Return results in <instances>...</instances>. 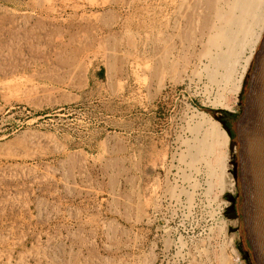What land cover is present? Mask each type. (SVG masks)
Listing matches in <instances>:
<instances>
[{
  "label": "rangeland",
  "instance_id": "obj_1",
  "mask_svg": "<svg viewBox=\"0 0 264 264\" xmlns=\"http://www.w3.org/2000/svg\"><path fill=\"white\" fill-rule=\"evenodd\" d=\"M231 3L0 0V264H249Z\"/></svg>",
  "mask_w": 264,
  "mask_h": 264
},
{
  "label": "water",
  "instance_id": "obj_2",
  "mask_svg": "<svg viewBox=\"0 0 264 264\" xmlns=\"http://www.w3.org/2000/svg\"><path fill=\"white\" fill-rule=\"evenodd\" d=\"M221 117L215 114L231 136V128ZM235 133L231 149L239 192L237 197L229 196L226 211L240 220L250 263L264 264V34L248 71Z\"/></svg>",
  "mask_w": 264,
  "mask_h": 264
},
{
  "label": "bare ground",
  "instance_id": "obj_3",
  "mask_svg": "<svg viewBox=\"0 0 264 264\" xmlns=\"http://www.w3.org/2000/svg\"><path fill=\"white\" fill-rule=\"evenodd\" d=\"M223 1V0H222ZM231 4H233V7H235L234 11H232V13H234L233 16H231L229 19H227V22L225 23V26L229 27V31L231 33V30H238V32H242L245 34L249 31H251L253 29V27H261V29H264V0H231ZM219 4V2H218ZM223 4V2H222ZM221 4V5H222ZM220 5V4H219ZM231 6V5H230ZM219 10V9H218ZM231 10V9H230ZM223 11V10H222ZM219 20V19H218ZM224 27V26H223ZM221 29V28H220ZM221 34V30L219 31ZM259 32V31H258ZM224 33V32H223ZM227 34V33H226ZM262 34V33H261ZM216 36V35H215ZM220 36V35H218ZM228 36V35H226ZM249 36V35H248ZM250 37V36H249ZM213 38V36H212ZM217 38V37H216ZM233 38V37H232ZM259 38V37H258ZM218 39V38H217ZM224 38H222L223 40ZM229 40V39H228ZM234 41V38H233ZM214 42V41H212ZM222 42V41H221ZM227 42V40H226ZM231 42V41H230ZM218 43V42H215ZM214 43V44H215ZM256 43V42H255ZM258 44V43H257ZM216 45V44H215ZM230 45V44H229ZM228 45V47H229ZM236 45V44H235ZM214 46V45H213ZM222 46V45H220ZM224 46V45H223ZM226 46V44H225ZM234 45H232L233 47ZM216 48V47H214ZM235 49V48H233ZM233 49L231 51H233ZM208 52V51H207ZM217 52V51H216ZM210 53H213L212 51H210ZM215 54V53H214ZM216 56V55H215ZM214 58V57H213ZM254 58V55L250 56L246 62L245 70L242 76V79L244 80L245 75L247 73V71H249L250 65L252 63V60ZM243 83V82H242ZM242 84L239 88V90L241 89ZM229 137H226V140ZM230 139V138H229ZM198 147H202L205 148L204 145H202L201 143L198 145ZM214 148V146L212 147ZM219 148V147H218ZM195 150V147H194ZM199 150V149H198ZM196 150V151H198ZM219 151L218 149H215V151ZM200 151V150H199ZM194 152V151H193ZM220 153V152H219ZM198 154V153H197ZM222 160V159H221ZM222 170V169H221ZM225 171V169H224ZM225 173V172H224ZM222 174H223V170H222ZM222 174H218L219 178L222 177ZM227 174V172H226ZM226 177V176H224ZM222 183V181H220ZM224 182V181H223ZM229 183V182H228ZM225 184V183H224ZM223 184V185H224ZM227 186V185H226ZM231 186V185H230Z\"/></svg>",
  "mask_w": 264,
  "mask_h": 264
},
{
  "label": "flooded vegetation",
  "instance_id": "obj_4",
  "mask_svg": "<svg viewBox=\"0 0 264 264\" xmlns=\"http://www.w3.org/2000/svg\"><path fill=\"white\" fill-rule=\"evenodd\" d=\"M228 116H230V115L225 113V114H223L222 117H221V120L225 121L227 125H229V122H230V117H228ZM231 132H232V131H231ZM236 197H237V196H236ZM230 204H231V202H230ZM236 207H238V198H237V204H236ZM227 213H228L229 215H230V214H231V215L234 214L232 211H228ZM244 255H245V258H246L247 262H248L249 264H251L249 258H247V251H246V250L244 251Z\"/></svg>",
  "mask_w": 264,
  "mask_h": 264
},
{
  "label": "built area",
  "instance_id": "obj_5",
  "mask_svg": "<svg viewBox=\"0 0 264 264\" xmlns=\"http://www.w3.org/2000/svg\"><path fill=\"white\" fill-rule=\"evenodd\" d=\"M233 180V182H234V179H232ZM235 183V182H234Z\"/></svg>",
  "mask_w": 264,
  "mask_h": 264
}]
</instances>
